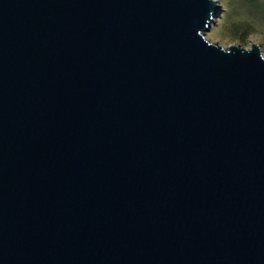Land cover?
Segmentation results:
<instances>
[{
  "label": "water",
  "instance_id": "1",
  "mask_svg": "<svg viewBox=\"0 0 264 264\" xmlns=\"http://www.w3.org/2000/svg\"><path fill=\"white\" fill-rule=\"evenodd\" d=\"M215 0H0V264H264V56Z\"/></svg>",
  "mask_w": 264,
  "mask_h": 264
},
{
  "label": "rangeland",
  "instance_id": "2",
  "mask_svg": "<svg viewBox=\"0 0 264 264\" xmlns=\"http://www.w3.org/2000/svg\"><path fill=\"white\" fill-rule=\"evenodd\" d=\"M215 1L220 12L206 33V39L223 48L237 45L249 48L251 43L256 44L264 56V18L250 15L235 0Z\"/></svg>",
  "mask_w": 264,
  "mask_h": 264
},
{
  "label": "trees",
  "instance_id": "3",
  "mask_svg": "<svg viewBox=\"0 0 264 264\" xmlns=\"http://www.w3.org/2000/svg\"><path fill=\"white\" fill-rule=\"evenodd\" d=\"M235 2L250 15L264 18V0H235Z\"/></svg>",
  "mask_w": 264,
  "mask_h": 264
}]
</instances>
